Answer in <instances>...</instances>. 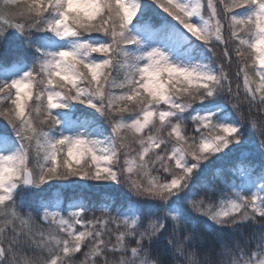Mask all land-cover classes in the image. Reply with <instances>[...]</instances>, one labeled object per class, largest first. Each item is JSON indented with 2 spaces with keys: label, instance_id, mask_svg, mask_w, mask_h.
Listing matches in <instances>:
<instances>
[{
  "label": "snow or ice",
  "instance_id": "6c2138e0",
  "mask_svg": "<svg viewBox=\"0 0 264 264\" xmlns=\"http://www.w3.org/2000/svg\"><path fill=\"white\" fill-rule=\"evenodd\" d=\"M10 39L0 264H264V0H0Z\"/></svg>",
  "mask_w": 264,
  "mask_h": 264
},
{
  "label": "trees",
  "instance_id": "16d2710c",
  "mask_svg": "<svg viewBox=\"0 0 264 264\" xmlns=\"http://www.w3.org/2000/svg\"><path fill=\"white\" fill-rule=\"evenodd\" d=\"M225 37L227 38V32H225ZM18 44H19L18 40L10 39L6 46L0 45V62H10L14 58L16 52L19 50L17 48ZM230 68L233 69V72L234 71L236 72L237 65H236L235 61H233ZM229 73H230V70H229ZM230 77H231V75H230ZM239 82L241 83V87H242V80ZM2 125H3V121H0V130H3ZM246 135L251 136L254 139L258 140V136L251 129L246 130ZM234 159L235 158L232 157V158H229L228 160L220 162V163L227 166L228 164H231ZM104 191H105V189L99 188V187H88L86 189L69 188V189H66L64 191L63 195H64L65 199H67L68 197H71V196L79 195V196H83V197L87 198L90 203H98L100 201V198H101ZM110 191H112L117 196L118 202L120 199L124 198V196L126 195L125 190L123 189L122 186L120 188L111 189ZM51 192H52V190L49 189L48 193H46V195L51 194ZM93 214L99 215V211L95 208L91 209L86 218H90ZM252 231L253 230L251 227H246L245 228V235H250L252 233Z\"/></svg>",
  "mask_w": 264,
  "mask_h": 264
},
{
  "label": "rangeland",
  "instance_id": "374dc122",
  "mask_svg": "<svg viewBox=\"0 0 264 264\" xmlns=\"http://www.w3.org/2000/svg\"><path fill=\"white\" fill-rule=\"evenodd\" d=\"M229 70H230L231 79L233 80V87L235 89V85L237 83L236 76H235V71L233 72L232 68H230Z\"/></svg>",
  "mask_w": 264,
  "mask_h": 264
}]
</instances>
